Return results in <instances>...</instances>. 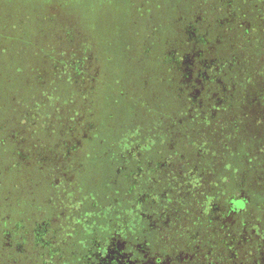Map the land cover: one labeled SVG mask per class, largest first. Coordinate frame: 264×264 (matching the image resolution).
I'll use <instances>...</instances> for the list:
<instances>
[{"label": "trees", "instance_id": "1", "mask_svg": "<svg viewBox=\"0 0 264 264\" xmlns=\"http://www.w3.org/2000/svg\"><path fill=\"white\" fill-rule=\"evenodd\" d=\"M6 203L34 264H264V0H0Z\"/></svg>", "mask_w": 264, "mask_h": 264}, {"label": "flooded vegetation", "instance_id": "2", "mask_svg": "<svg viewBox=\"0 0 264 264\" xmlns=\"http://www.w3.org/2000/svg\"><path fill=\"white\" fill-rule=\"evenodd\" d=\"M10 204H0V264H34L35 256L44 255L42 250L48 247L46 243L49 241L53 244L56 243L59 235L57 222L52 216L43 220V215L37 208L32 215L25 217L24 221L19 212L12 215L9 210ZM46 222H48V241L44 243L43 239L39 238L38 231ZM42 231H45V229ZM45 232H42V234H45ZM50 233L53 234L51 237L48 236ZM129 257L130 259L133 257L132 253H129ZM153 259L156 261V257ZM146 262L148 261H145L144 264Z\"/></svg>", "mask_w": 264, "mask_h": 264}, {"label": "rangeland", "instance_id": "3", "mask_svg": "<svg viewBox=\"0 0 264 264\" xmlns=\"http://www.w3.org/2000/svg\"><path fill=\"white\" fill-rule=\"evenodd\" d=\"M192 256H195V255L192 254ZM184 259H186V258H184ZM146 261H148V262H146V264H152V261H154V259L152 257H149V258L146 259ZM164 264H169V263L166 261Z\"/></svg>", "mask_w": 264, "mask_h": 264}]
</instances>
